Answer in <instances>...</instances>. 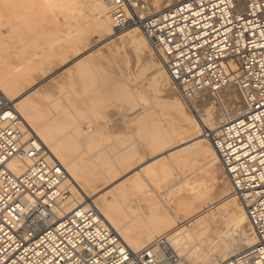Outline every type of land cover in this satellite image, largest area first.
I'll return each instance as SVG.
<instances>
[{"label":"rangeland","instance_id":"obj_1","mask_svg":"<svg viewBox=\"0 0 264 264\" xmlns=\"http://www.w3.org/2000/svg\"><path fill=\"white\" fill-rule=\"evenodd\" d=\"M95 1L0 0V87L11 83L18 89L15 97L30 99L41 120L50 125L54 123V138L64 143L73 158L83 164L81 167H85L83 170L94 185L93 193L97 197L119 199L118 208L127 220L130 215L135 217L131 225H135L136 231L152 234L156 226L164 229L174 220L171 226L167 225L166 242L177 254L181 251V264H188L187 253L183 252L191 253L195 249L193 263L202 258L210 259L206 253H212L216 258L225 249L236 250L238 247L241 253L249 232L245 226L233 221L241 204L233 197L230 182L218 161L214 158L211 164L205 165L206 161L199 158V166L187 167L189 173L184 171L180 176L183 179L174 182L183 169L181 164L176 168L169 164L163 174L160 171L166 154L191 143L179 148L185 142L184 138L175 142L163 138L176 121L179 123L172 107L174 101H183L171 82L161 92L155 90L152 81L157 74L151 59L156 64L160 65V62L150 48L146 58L138 61L137 52L131 45H123V39L111 36L120 30L114 28L107 6L110 32H102ZM135 1L144 6L141 12L144 17L157 11L149 3L152 0ZM164 6L162 4L160 8ZM109 37L112 41L108 45L93 49ZM232 96L243 104L238 89L229 87L218 96L207 94L192 108L184 102L182 105L197 125L198 118L205 119L206 114L216 113L220 114V119L224 118L220 99L224 105L225 99ZM195 133L193 131L191 135ZM211 153L209 150L207 156ZM137 173L141 177L137 178L139 184L143 179L148 180L146 186L140 185L141 196L127 187L123 192L118 190L124 181ZM162 185L163 191L159 190ZM196 192L199 195L201 192L203 197L198 195L194 201H200L194 202L192 198ZM215 202L218 212L205 215L207 205ZM202 203L205 205L200 209ZM196 213L201 218L192 221ZM181 231L194 239H183L182 245H172L177 239L175 235Z\"/></svg>","mask_w":264,"mask_h":264},{"label":"built area","instance_id":"obj_2","mask_svg":"<svg viewBox=\"0 0 264 264\" xmlns=\"http://www.w3.org/2000/svg\"><path fill=\"white\" fill-rule=\"evenodd\" d=\"M105 2L114 28L139 27L187 107L229 87L240 92L244 113L208 139L257 243L221 264H264V0H180L144 18L135 0ZM69 183L0 92V264L179 263L160 239L131 250L91 205L63 217Z\"/></svg>","mask_w":264,"mask_h":264},{"label":"bare ground","instance_id":"obj_3","mask_svg":"<svg viewBox=\"0 0 264 264\" xmlns=\"http://www.w3.org/2000/svg\"><path fill=\"white\" fill-rule=\"evenodd\" d=\"M177 1H180V0H152L149 3H151V6L154 9H157V11L155 13H158L159 11L170 7L171 5H173ZM162 4H164L166 6H164L163 8H160V6ZM106 6H107V4H106L105 0L104 1H101V0L95 1V8L98 11V13L100 14L99 24L101 25V27L103 29L102 32L104 34H107L110 32L109 31L110 30V28H109V25H110L109 22L110 21H108L110 16L107 15V10H106L107 7ZM147 11H149V8ZM152 14H154V13L152 12ZM144 15L145 14L141 13L140 17L144 18ZM115 34L116 35H111V36L113 38L118 37L120 39H123L121 41L122 42L121 44L125 45V43H128L129 45L132 46V48H134L135 52H137V55H138L137 56L138 61H141L142 58H146L145 57L147 54L146 52L148 51L149 47L147 45L148 44L147 41L144 39V37H143L138 26L128 27L126 29L120 30L118 33H115ZM122 36H125V38H122ZM102 37H104V36L101 35V38ZM112 37H109V38L103 40L101 43L99 42V44L95 45L93 47V49L98 48L104 44H105V46L108 45V42L112 41L111 40ZM120 39H115V40H120ZM115 46H117V45H115ZM149 58H147V59H149ZM151 62H152L153 69L156 70V72H154V73L157 74L156 77L153 78L152 82L154 83L155 90H157L158 92H161V90H163L164 86H168V84L171 85L170 79L167 75L165 68L163 67L162 63L159 60H158V62H160V65L156 64L154 62V60H152V59H151ZM235 69L236 68L233 67V70H235ZM8 82H10V81H7V83ZM4 84H6V83H4ZM10 85H11V83H10ZM10 85H7V84L1 85L0 92L5 97L6 100L15 104L19 114L21 115V117L23 119L24 124L27 127H29L32 131L35 132V134L38 136V138L41 140V142L48 148L50 154L53 155L66 168V170L69 174L70 183L68 184V191L70 194V198H69V200H67L66 204L64 205L62 216L65 217V216L71 214V212L76 207L91 205L96 209L98 214L101 216L102 220L110 228H112V230L118 234V236L121 238V240L124 242V244L133 251H139V250L145 248L146 246H148L152 242L153 238H155L156 240L157 239H163L164 242H166V237H167L166 230L168 229L167 225L171 226L174 220L171 222H168L164 226V229L156 226L154 228V230L152 231V234H149V232H148V234H145L143 232L136 231L135 225H131V222L133 223L135 221V217L130 215V220H127V218H126L127 216L125 215L126 216L125 217L123 215V212H121L120 209L118 208L119 207V202H118L119 199L112 200L113 197H110V196H98L97 197L96 193H93L94 192V185L91 184L92 180L89 181V176L86 174L87 172H85L83 170V168H85V167H83V168L81 167V165H83V164L79 163L76 160V158H73L74 155L73 154L71 155V153L69 152L68 148L66 147V145L64 143H61V142L59 143L58 139L54 138L55 134H54V130L52 127V125L54 123L52 125H50L48 122L42 121L39 114L37 113L36 109L32 106L33 102H31V100L28 98L18 99L20 97H15V94H16L18 89L16 90L15 87H13L12 85L10 86ZM15 85H16V83H15ZM22 85H24V84H22ZM169 87H171V86H169ZM17 88H18V86H17ZM19 88H21L20 84H19ZM217 98H219V97H217ZM220 101L222 104V111L224 113V118L221 117V119H220V114L218 115L215 112H213L215 114H206L205 119H202L199 116H197V118L199 117L198 121H197V125L195 124L194 117L191 114H188L187 111H185V108H184L185 106H183L184 104L182 105L183 102L181 103L180 100H178V99H176L174 101L172 107L175 110V112L177 113L176 115H178V117H179V123L176 121V123L178 125L174 124L175 126L173 127V129L169 130V132H167V134L163 135L164 136L163 138H165V140H167V141H168V139H171L174 142L178 141L179 139L184 138L183 140H185V142L183 141L184 143L179 145V148L182 145L184 146L190 142L191 143H190V145H188L186 147H181V149H178V151L175 150L174 153L166 154L164 157V158H166V161H163V163H161V165H160V171H162V174H163L165 172L166 168H169V164H171V166H174L175 168H176V165L180 166L179 164H181L183 169H181V171L178 173V177L177 178L175 177L173 179V182L179 181L180 179H183V178H180V176L183 174L184 171L186 172L188 170L187 167L190 168L192 166H196V167L199 166V164H198L199 158H202V160L206 161L205 165L209 164V163L211 164L212 159H214V158H215L214 160L218 161L216 151L214 150V148L212 147V145L208 139L210 133H213L216 130H218V128H220L221 124L225 121V119H227V120L228 119H235L238 116H240L241 114H243L244 109H245L244 104H241L239 102V100L237 98H235V96L226 98L225 99L226 104L224 103V105H223L221 99H220ZM171 124H173V123H171ZM55 125H56L55 127H57V124H55ZM58 130H60V129L58 128ZM193 131H195L196 133L194 135H191V133ZM60 138L61 137H59V139ZM203 140L208 144L204 143ZM168 144H166V145H168ZM169 145H171V143ZM175 146H176V144H175ZM172 148H174V146ZM209 150H211L212 153L207 156ZM195 162H197V163H195ZM218 163H219V161H218ZM11 166H13V168L17 169V166H19V164H13ZM21 169H22V167L15 170V172L18 173L19 170H21ZM199 169H200V167H199ZM188 173L189 172L187 171V174ZM138 177H140L139 173H137L135 175V177H133L132 179L124 181V183H122L120 185L118 190H120V191L122 190V192H123L127 187L128 189L135 191L136 193H134V194H138V196H141L140 185L146 186L148 184V180L143 179V181L141 180L142 183L139 184V182L137 180ZM208 177H210V176H208ZM182 181H184V180H181V182ZM163 185H162V187H160L161 189H159V190H162ZM226 186H228V185H226ZM168 188H170V186ZM193 191H194V189H193ZM197 193L198 192H196V194ZM198 195L199 194L195 195V193H194L193 198H192L193 201L195 200V198L203 197V194L201 192H200V195L199 196ZM206 199L207 198H205V201H206ZM196 201H200V200L197 199ZM196 201H194V202H196ZM230 201H231V199H230ZM207 202H209V201H207ZM231 202H233V201H231ZM216 203L217 202L212 203L211 205H207V207L204 210L205 215H212V214H214V212H218V211H216L217 210V208H216L217 204ZM236 203H238V202H236ZM204 205H205L204 203L199 204L200 209L202 207H204ZM133 206H135V205H133ZM219 206H220V204H219ZM235 212H237V213L234 215V218H233L234 223L245 226V228H247L246 231L249 232V234H248L249 236H247L248 237L247 241L246 240L244 241V242H246V244L242 248L243 251L240 249L242 251L241 253H243L245 251H248L251 247H253L257 243V239L255 236L254 230H253L252 226L250 225L243 208L240 207L238 209V211L236 210ZM191 213H194V212L191 211ZM230 213H232V212H230ZM202 214H203V212L200 215H202ZM194 215L192 216V218L194 217L193 220L191 219L192 221L200 220L201 216L198 215V213H196ZM128 217H129V215H128ZM211 217H213V216H211ZM178 218L180 219L181 217H178ZM213 218H215V217H213ZM174 219H175V221H178L177 218H174ZM181 224H183V223L181 222ZM138 230H140V229H138ZM141 230L143 231V229H141ZM179 235H182V236L179 237ZM219 238H220V236H219ZM175 239L176 240L171 243L172 245H182L183 239H185V241H186V239L187 240L188 239L193 240L194 238L190 234L185 233V231H181L179 234L175 235ZM198 243H200V242H198ZM203 247H204V245H203ZM239 247L241 248L242 246H239ZM233 248H235V247H233ZM237 248H236V250L224 248L225 250H223V254H221L218 257L216 256V258H215V255H213L212 253L211 254L206 253V254L210 255V259L204 260L202 258L200 260V262L198 261L197 263L198 264H216L215 262H222L223 263V262H225V261H227V260H229V259L240 254V251L238 252ZM195 250H193L191 253L183 252V253H187L186 259L188 261V264H197V263L191 262L193 254L196 252ZM186 251H188V250H186ZM180 252L178 251V253H179L178 256L180 255ZM205 252H206V250H205ZM237 252H238V254H237ZM199 254H200V251H199ZM195 257H197V256H195ZM207 257H209V256H207ZM181 260L182 259H180L178 264H181Z\"/></svg>","mask_w":264,"mask_h":264}]
</instances>
